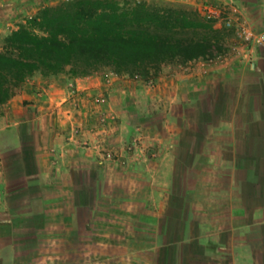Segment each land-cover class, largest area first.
I'll return each mask as SVG.
<instances>
[{
  "label": "crops",
  "instance_id": "obj_1",
  "mask_svg": "<svg viewBox=\"0 0 264 264\" xmlns=\"http://www.w3.org/2000/svg\"><path fill=\"white\" fill-rule=\"evenodd\" d=\"M252 62L250 71L258 72L252 82L256 78L261 90L248 96L242 79L224 91L226 100L218 109L209 104L207 87L200 82L211 80L198 76L195 68L186 67L188 63L164 65L142 84L109 71L111 79L101 72L29 78L22 90L0 106V214L34 226L16 239L18 243L33 242L44 232L58 234L61 223L48 218L60 205L50 202L52 184L63 183L67 189L69 198L64 203L71 208L64 226L76 233L91 226L87 218L80 225L79 211L93 214L99 197L83 183L87 167L68 168L70 148L93 157L99 155L96 137L107 138L108 143L114 132L112 142L122 145L132 140L133 129L141 127L142 133L136 135L141 151L157 150L153 170L158 178L157 217L150 248L154 264H264V69H258L264 66V55L254 53ZM104 92L111 101L109 116L114 114L111 118L117 120L107 126L106 133L101 128L93 135L86 132L89 117L81 118V110L73 106L77 100ZM121 92L144 104L142 112L151 114L152 126L134 127L126 110H116ZM190 110L207 118L193 123L187 115ZM213 116L215 122L209 120ZM184 131L199 135L197 141H189L193 149L187 166L178 152ZM145 155L137 161L144 162ZM201 160L205 167L194 169ZM84 189L91 204L80 197ZM7 240L0 249V264H12L17 250Z\"/></svg>",
  "mask_w": 264,
  "mask_h": 264
},
{
  "label": "rangeland",
  "instance_id": "obj_2",
  "mask_svg": "<svg viewBox=\"0 0 264 264\" xmlns=\"http://www.w3.org/2000/svg\"><path fill=\"white\" fill-rule=\"evenodd\" d=\"M63 1L66 0H0V50L6 37L16 30L19 25L25 24L29 18L36 15L41 9L56 6ZM144 1L163 6H178L198 10L202 14L204 13L202 11L203 6H210L213 10L219 12L220 20L215 21V27L220 29L223 34L221 50L215 52L212 57L186 63V67L190 66L196 69L198 76L205 77L207 81H212L206 83L204 78L200 80L201 84L207 87L206 93H209L208 101L212 107L218 109L222 102L226 100L224 91L235 88L242 79L244 82L243 89L248 92V96L261 90L256 87V78H254L255 82H252V75H256L258 72L252 73L250 66L253 63L254 53L259 52L264 55V45L260 46L256 43L258 37L264 36L263 1L262 3H257V0ZM227 22L230 24L226 25ZM258 69H264V66L261 65V68ZM101 73H104L102 75H105L106 79H111L108 71H102ZM126 78L136 80L141 84L149 82L148 79ZM27 82L26 80L20 85L13 96L22 90ZM119 96L120 98H118ZM119 96L114 104L116 110H126L133 119L134 127H140L141 124L152 126L150 125L152 124L151 114L142 112L144 111V104L141 105V102L136 101L135 97L130 98L127 94L122 93ZM96 97H104V103H97L95 96H86L75 101V104L78 103V105L73 106L81 110V118L84 116L89 117L86 132L93 135L96 130L100 129L101 131V128H104L103 132L106 133L107 126L110 128L117 120L116 117L111 118L114 114L109 116L110 108L108 106L111 101L107 93L104 92ZM134 101L136 102L134 103ZM192 104L196 106L197 101H193ZM160 110L158 108L154 112ZM92 114L93 116H89ZM187 115L193 123L207 118L203 113H196L193 110H190V113L187 112ZM209 120L215 122L216 118L213 116ZM59 122L58 120L57 123ZM113 133L109 135L108 143L107 138L96 137L98 140H95L94 144L99 155L93 156L94 158L81 154L74 148L69 150L71 161L68 168L79 170L82 166L87 167L88 171L87 174H84L86 177L83 179V183L86 182L87 187H92L93 193L99 197L96 201L99 205L98 210H95L93 214L88 211H79L80 225L82 224L81 221L87 218L91 221V226L78 233L64 226V222L68 220L70 214L71 204L64 203V200L69 197L63 183L58 186L52 184L51 187L53 198L50 202L59 203L60 205L57 206L56 211L51 210L52 215L48 218L50 221L60 222L61 227H58L57 235L59 237L54 241H49L48 246H44L43 242L46 241L43 240L38 243L27 241L23 245L18 243L19 240L16 239L21 234L23 236V234L30 233L34 226H31V223L29 224L25 219L13 221L11 217L0 214V249L4 248V240L7 239L8 243L14 244L17 249L12 264H48L46 261L55 259V256H59L61 259L58 264H153L147 258L150 256L153 258L149 244L154 241L152 239H154L156 229V202L158 199V194H156L158 186L156 183L158 178L153 170L157 166L155 159L157 150L141 151L142 149L139 147L141 145L139 143L140 138L136 136L142 133L141 127L137 130L133 129L134 137H132V140L122 145L119 142H112ZM182 134V145L179 147L178 152L183 159V163L187 166L189 164L187 160L191 154L190 150L193 149L192 146H189V141H197L199 135L197 131H184ZM5 137L6 135L2 139H5ZM9 137L10 134L7 135V138ZM84 146L88 145L84 144ZM142 154H147L145 155L147 159L139 163L137 159H140ZM81 157L84 158L82 163L79 162ZM90 161H93V165ZM96 161H101L102 164L97 165ZM203 161L197 163L194 169L204 168L205 163ZM93 170L97 171L96 179L92 178ZM77 180L79 181V176ZM181 182L182 178L179 182L180 185H182ZM108 183L110 189L107 186ZM179 183L177 184L178 187ZM102 185H104L103 191ZM87 187L86 190L89 189ZM85 189L81 191L80 197L85 203L91 204L90 195ZM39 258H43V260L41 262L37 261Z\"/></svg>",
  "mask_w": 264,
  "mask_h": 264
},
{
  "label": "trees",
  "instance_id": "obj_3",
  "mask_svg": "<svg viewBox=\"0 0 264 264\" xmlns=\"http://www.w3.org/2000/svg\"><path fill=\"white\" fill-rule=\"evenodd\" d=\"M222 37L215 21L198 10L144 0H66L41 9L4 40L0 106L36 74L84 77L109 71L151 79L164 65L212 57L221 50ZM51 233L32 240L48 246L58 237ZM54 258L46 263L61 260ZM147 260L154 264L151 256Z\"/></svg>",
  "mask_w": 264,
  "mask_h": 264
},
{
  "label": "built area",
  "instance_id": "obj_4",
  "mask_svg": "<svg viewBox=\"0 0 264 264\" xmlns=\"http://www.w3.org/2000/svg\"><path fill=\"white\" fill-rule=\"evenodd\" d=\"M202 11L204 12L203 15L206 16L207 18H210L214 21L220 20V14L219 12L215 11L212 9L210 6H203ZM230 23L227 22L226 25H229ZM256 43L260 46L264 45V36H260L256 39ZM95 101L97 103H104L105 98L104 97H95Z\"/></svg>",
  "mask_w": 264,
  "mask_h": 264
}]
</instances>
